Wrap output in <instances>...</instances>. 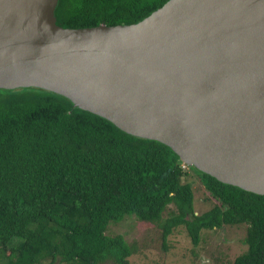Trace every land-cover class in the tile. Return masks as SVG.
<instances>
[{"label":"water","instance_id":"obj_1","mask_svg":"<svg viewBox=\"0 0 264 264\" xmlns=\"http://www.w3.org/2000/svg\"><path fill=\"white\" fill-rule=\"evenodd\" d=\"M60 0H0V89L38 88L264 196V0H170L66 29Z\"/></svg>","mask_w":264,"mask_h":264},{"label":"trees","instance_id":"obj_2","mask_svg":"<svg viewBox=\"0 0 264 264\" xmlns=\"http://www.w3.org/2000/svg\"><path fill=\"white\" fill-rule=\"evenodd\" d=\"M170 0H60L66 29L137 24ZM184 163L170 147L129 135L112 122L38 88L0 89V264H132L122 235L129 215L157 225L164 245L185 227L247 226L234 264H264V196L224 184ZM194 172L218 203L197 214ZM172 209L165 217V213Z\"/></svg>","mask_w":264,"mask_h":264},{"label":"rangeland","instance_id":"obj_3","mask_svg":"<svg viewBox=\"0 0 264 264\" xmlns=\"http://www.w3.org/2000/svg\"><path fill=\"white\" fill-rule=\"evenodd\" d=\"M184 182L193 186L197 214L211 210L218 203L194 172ZM172 209L173 206L165 213V217ZM107 234L122 235L136 248V253L130 258L132 264H234L236 258L248 249L245 244V225L204 231L198 246L192 243L184 226L176 229L164 245L161 229L155 224L140 221L135 215L127 216L120 223L112 222Z\"/></svg>","mask_w":264,"mask_h":264},{"label":"built area","instance_id":"obj_4","mask_svg":"<svg viewBox=\"0 0 264 264\" xmlns=\"http://www.w3.org/2000/svg\"><path fill=\"white\" fill-rule=\"evenodd\" d=\"M183 168H184V169H188L189 166H187L186 164H184V165H183Z\"/></svg>","mask_w":264,"mask_h":264}]
</instances>
